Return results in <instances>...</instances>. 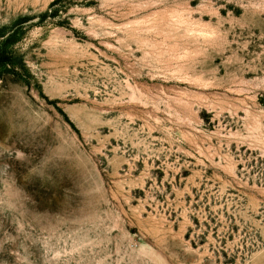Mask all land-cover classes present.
<instances>
[{"label":"rangeland","instance_id":"1","mask_svg":"<svg viewBox=\"0 0 264 264\" xmlns=\"http://www.w3.org/2000/svg\"><path fill=\"white\" fill-rule=\"evenodd\" d=\"M55 1L0 0V264H264V0Z\"/></svg>","mask_w":264,"mask_h":264},{"label":"trees","instance_id":"2","mask_svg":"<svg viewBox=\"0 0 264 264\" xmlns=\"http://www.w3.org/2000/svg\"><path fill=\"white\" fill-rule=\"evenodd\" d=\"M57 1H59V0H56L55 2H57ZM55 2H54V3H55ZM48 13H49V12H46L45 14L47 15ZM0 64H3V63H2V62H0Z\"/></svg>","mask_w":264,"mask_h":264}]
</instances>
